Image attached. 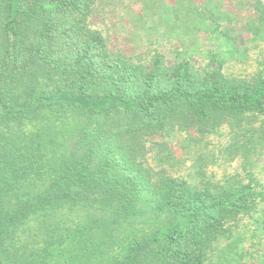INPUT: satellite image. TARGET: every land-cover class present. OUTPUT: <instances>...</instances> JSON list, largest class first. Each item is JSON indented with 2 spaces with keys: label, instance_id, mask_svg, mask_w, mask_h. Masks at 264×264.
Listing matches in <instances>:
<instances>
[{
  "label": "trees",
  "instance_id": "trees-1",
  "mask_svg": "<svg viewBox=\"0 0 264 264\" xmlns=\"http://www.w3.org/2000/svg\"><path fill=\"white\" fill-rule=\"evenodd\" d=\"M95 1L0 0V264H204L263 194L155 177L145 142L264 115V76L135 62Z\"/></svg>",
  "mask_w": 264,
  "mask_h": 264
},
{
  "label": "rangeland",
  "instance_id": "rangeland-1",
  "mask_svg": "<svg viewBox=\"0 0 264 264\" xmlns=\"http://www.w3.org/2000/svg\"><path fill=\"white\" fill-rule=\"evenodd\" d=\"M264 0H96L88 24L108 46L150 65L187 61L205 74L264 76ZM200 131L172 124L147 138L140 161L168 175L215 189L251 184L263 194L248 215L227 221L204 264H264V115L247 114Z\"/></svg>",
  "mask_w": 264,
  "mask_h": 264
}]
</instances>
